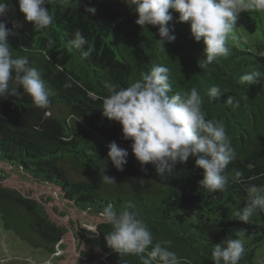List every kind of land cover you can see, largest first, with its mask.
<instances>
[{"label": "trees", "instance_id": "16d2710c", "mask_svg": "<svg viewBox=\"0 0 264 264\" xmlns=\"http://www.w3.org/2000/svg\"><path fill=\"white\" fill-rule=\"evenodd\" d=\"M85 6H94L95 14L86 13ZM48 8L53 23L45 30L24 20L16 0H10L5 17L7 27L19 25L7 38L14 54L28 57L52 94L46 109L36 107L22 89L18 96L0 98L3 230L53 258L57 249H66L70 234L76 255L69 264H140L136 256L121 257L106 246L110 226L101 213L111 205L117 212L136 213L154 241H170L171 250L191 264H212V246L236 238L237 230L245 228L239 264H259L264 259V212L258 210L248 225L232 219L231 213L246 198L244 185L232 183L233 169L241 170L247 183L264 185V79L239 83L253 68L264 72V46L252 50L230 35V55L218 57L204 70L198 64L204 44L192 38L189 24L179 22L175 11L170 10L169 23L176 39L166 43L163 52L156 43L157 26L137 25L136 13L124 0H80L68 8L53 0ZM255 14L264 38V13ZM77 29L92 48L89 57L69 46ZM157 64L169 68L173 92L196 87L205 117L225 125L237 153L224 172L229 178L226 190L209 193L201 187L202 169L191 156L160 176L152 163L142 165L135 158L120 124L102 116L98 97L107 95L106 80L126 87ZM213 86L222 94L210 101L207 93ZM229 95L239 100L238 107L226 103ZM110 141L128 150L123 171L107 157ZM104 163L105 174L117 185L100 180Z\"/></svg>", "mask_w": 264, "mask_h": 264}, {"label": "clouds", "instance_id": "9594fccd", "mask_svg": "<svg viewBox=\"0 0 264 264\" xmlns=\"http://www.w3.org/2000/svg\"><path fill=\"white\" fill-rule=\"evenodd\" d=\"M24 20L37 30H45L53 23V15L48 5L53 0H16ZM80 0H59L68 8L79 4ZM137 15L135 23L157 26L160 50L165 52V44L174 42L176 36L170 25L172 11L178 13L179 22L189 24L192 38L204 44L203 59L198 61L201 69L207 70L218 57H228V38L236 27L241 11L254 10L264 13V0H124ZM10 9V0H0V98L23 93L41 109L50 105L51 91L43 79L41 71L30 65L27 56L14 54L7 38L15 35L13 28L7 27L5 18ZM172 10V11H170ZM84 11L95 14L94 6H85ZM69 46L89 57L92 48L88 40L77 29L72 34ZM71 78H69L70 80ZM264 79V72L257 68L239 77L241 85H250ZM65 87H71L66 83ZM107 95L100 96L102 116L116 121L121 126L122 138L131 140L130 148L135 158L143 165L152 163L160 176L171 172L177 163H186L194 158L195 166L202 169L199 184L209 193L226 190L229 178L224 175L228 165L237 158L222 121L207 119L202 105L204 100L196 87L186 91H172L169 68L152 65L141 71L139 78L126 87L106 80ZM226 91V90H224ZM169 93H172L169 95ZM222 94L219 86L208 90L210 101ZM226 103L234 108L239 100L227 96ZM107 157L117 171H123L127 163L128 150L119 147L115 141L107 144ZM105 163L99 170L100 180L115 186L113 177L106 175ZM232 183L244 185L246 198L242 205L233 208L232 219L248 225L259 210L264 212V185L247 183L241 170L233 169ZM257 177H249L254 180ZM110 230L104 235L106 246L121 257L136 256L140 264H191L171 250L170 241H154L147 223L128 209L117 212L111 205L101 213ZM97 233V226L92 230ZM247 229L240 228L236 238H225L214 244L210 252L212 264H239L245 253ZM123 264H126L123 261ZM259 264H264L262 259Z\"/></svg>", "mask_w": 264, "mask_h": 264}, {"label": "rangeland", "instance_id": "374dc122", "mask_svg": "<svg viewBox=\"0 0 264 264\" xmlns=\"http://www.w3.org/2000/svg\"><path fill=\"white\" fill-rule=\"evenodd\" d=\"M230 35L236 42L242 39L244 41L242 45H247L252 50H258L260 46H264V38L254 10L239 13L236 27ZM65 239L66 249L64 251L57 249L55 253L57 258L56 256L53 258L46 252L34 249L20 241L11 232L3 230L0 223V264H69L76 253L70 234ZM62 254L65 255L64 258L59 257Z\"/></svg>", "mask_w": 264, "mask_h": 264}]
</instances>
